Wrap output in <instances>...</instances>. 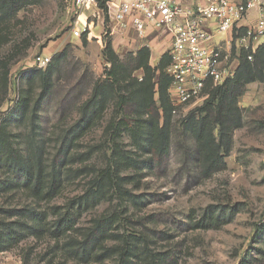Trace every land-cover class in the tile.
<instances>
[{
	"label": "rangeland",
	"instance_id": "obj_1",
	"mask_svg": "<svg viewBox=\"0 0 264 264\" xmlns=\"http://www.w3.org/2000/svg\"><path fill=\"white\" fill-rule=\"evenodd\" d=\"M75 20L67 0H32L12 20L0 23V60L10 70V89L0 93V123L23 83L32 105L40 95L38 139L45 145V163L62 134L78 122L97 84L104 95L73 144L57 191L38 197L24 187H0V222L14 223L11 238L0 249V264L8 259L22 264H148L145 253L157 252L166 264H243L247 255L249 264H264V246L254 231L264 222V80L249 83L237 102L238 122L222 155L225 166L206 173L186 124L209 97L208 87L199 99L173 109L162 155L139 148L130 135L115 131V125L124 113L143 122L151 118L146 109L156 79L147 80L146 67L138 65L143 47L132 31L111 32L107 18L103 27L90 22L86 33L75 28ZM156 41L148 47L152 68L167 52V42ZM232 51L238 54L235 47ZM40 54L52 55V62L41 71L43 79L38 73L27 83ZM169 90L170 84V95ZM30 127L28 122L10 131H25L29 139ZM124 155L130 160L121 159ZM106 169L124 179L120 185L102 181L98 190L95 179ZM5 178L0 171V180ZM92 193L98 194L95 200L78 209V201ZM30 211L44 217L29 216ZM65 213H72L76 222L64 232L56 222ZM212 213L222 215L218 223L197 227ZM225 217L232 219L225 223ZM100 223H105L102 235L96 229ZM130 247L142 252L131 262Z\"/></svg>",
	"mask_w": 264,
	"mask_h": 264
},
{
	"label": "trees",
	"instance_id": "obj_2",
	"mask_svg": "<svg viewBox=\"0 0 264 264\" xmlns=\"http://www.w3.org/2000/svg\"><path fill=\"white\" fill-rule=\"evenodd\" d=\"M32 0H0V23H5L12 20ZM35 1V0H34ZM86 33V32H84ZM106 49L109 54L114 57V52L111 49V42L106 41ZM138 65L145 66L149 76L156 79L150 86L151 103L147 104V113L151 118L145 122L138 118H132L131 115L123 114L115 125V131L118 133H127L137 143V146L142 149H147L162 155L165 145L169 144V136L167 133V121L173 113L174 106L172 105L170 95L168 93L169 84H171V77L166 74L165 70L170 62L169 55L166 52L160 64L155 68L149 64L150 48H141L138 54ZM52 62V60H51ZM49 63V65L51 64ZM5 59L0 60V93L5 95L9 88V74L10 70L5 66ZM49 65L47 67H49ZM46 67V68H47ZM42 68H33L35 74L27 78V83L39 73L41 78ZM31 79V80H30ZM43 79V78H42ZM142 80H145L143 77ZM146 80V81H147ZM256 80H264V43L254 55L252 61L248 60L247 53L241 52L240 64L238 66L236 75L227 79L222 84L216 86H209V97L204 104L191 112L187 117V130H190L196 139L198 149L203 159V169L206 173H214L225 166L223 153L228 152L229 148L226 145L227 136L230 130L233 129L236 120L234 112L237 110V102L239 98L246 92L247 85ZM46 82V79L43 80ZM43 82V83H44ZM100 84L93 88L91 96L83 103L81 108V116L76 124L68 128L63 134L60 144L55 150V153L50 157L48 162L42 159V152L45 145L40 135V112L38 111L40 105V95L33 102L32 105L29 97L25 95L24 83L19 89V98L15 105L7 111L2 117L0 123V171L6 174V178L0 180V187L6 189H15L24 187L33 192L35 196L46 197L47 195L57 191L65 179L64 171L67 168L69 154L74 142L78 139L83 130L86 129L90 122L89 114L92 107L102 101L103 90H99ZM42 96V95H41ZM157 96V97H156ZM145 100L147 95L145 94ZM157 100L159 105H157ZM104 102V101H103ZM103 106V105H102ZM105 107V105L103 106ZM162 120V123H161ZM31 123L30 132L32 135L29 139L26 132H11L10 127L13 125H26ZM162 124V125H161ZM216 133V134H215ZM168 147V146H167ZM121 159L129 161V156H123ZM121 178L113 171L103 170L101 175L95 179L94 185L102 189V181L114 182V185H120ZM120 188V187H119ZM98 194L92 193L89 197L78 201V209L83 205H87L89 199L95 200ZM29 216L40 218L44 214L28 212ZM201 220L197 227H205L214 225L219 222L222 215H214V213L206 216ZM230 218L225 217V223L229 222ZM206 220V221H205ZM76 219L72 213L63 214L56 222L58 229L67 231L75 225ZM107 223V222H105ZM105 223H100L97 226V232L102 235ZM11 222H0V249L5 247L7 239L11 238L12 226ZM22 224V223H20ZM103 224V225H102ZM256 239L264 246V222L255 227ZM127 250L130 258L139 255L142 252L134 250L130 247ZM145 253V251H144ZM264 258V250L261 252ZM148 264H166L168 260L166 257H161V252L148 255L145 253ZM250 255L244 258L243 264L250 263ZM134 261V260H133ZM169 264H173L170 262Z\"/></svg>",
	"mask_w": 264,
	"mask_h": 264
},
{
	"label": "built area",
	"instance_id": "obj_3",
	"mask_svg": "<svg viewBox=\"0 0 264 264\" xmlns=\"http://www.w3.org/2000/svg\"><path fill=\"white\" fill-rule=\"evenodd\" d=\"M67 1L81 32L90 30V22L105 26L107 18L111 32L132 29L141 47L152 48L154 37L167 42L174 109L199 99L207 87L234 77L240 53L253 60L264 43V0ZM51 60L52 55L40 54L34 68L44 69ZM6 264L22 262L8 259Z\"/></svg>",
	"mask_w": 264,
	"mask_h": 264
},
{
	"label": "crops",
	"instance_id": "obj_4",
	"mask_svg": "<svg viewBox=\"0 0 264 264\" xmlns=\"http://www.w3.org/2000/svg\"><path fill=\"white\" fill-rule=\"evenodd\" d=\"M253 16H254V14H252V18L254 19ZM126 31H132V32H133V38H134L135 41H137L136 36H135V33H134V31H133L132 29H129V30H126ZM124 32H125V31H124ZM156 40H157L156 37H154V38L152 39L151 42H152V45H153V46H155V42H157ZM137 42H138V41H137ZM158 42H159V41H158Z\"/></svg>",
	"mask_w": 264,
	"mask_h": 264
}]
</instances>
